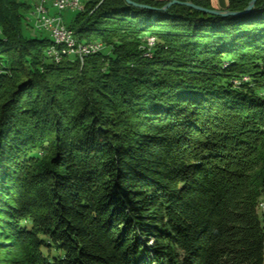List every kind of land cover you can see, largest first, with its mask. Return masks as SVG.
I'll return each instance as SVG.
<instances>
[{"label": "trees", "instance_id": "obj_1", "mask_svg": "<svg viewBox=\"0 0 264 264\" xmlns=\"http://www.w3.org/2000/svg\"><path fill=\"white\" fill-rule=\"evenodd\" d=\"M23 7L0 0V264H264V0H86L83 62Z\"/></svg>", "mask_w": 264, "mask_h": 264}, {"label": "built area", "instance_id": "obj_2", "mask_svg": "<svg viewBox=\"0 0 264 264\" xmlns=\"http://www.w3.org/2000/svg\"><path fill=\"white\" fill-rule=\"evenodd\" d=\"M54 12H51L52 10ZM66 9H84L83 0H37L32 8V15L35 18L33 26L38 30L47 31L49 36L69 37L70 46L65 49H48L47 56L60 62L65 56H78L82 59V52L86 49H96V53L104 48V44L99 41L83 43L79 42L77 36H71V30L64 23L61 12ZM1 33V30H0ZM153 44V38L147 42L150 47ZM264 213V209H262Z\"/></svg>", "mask_w": 264, "mask_h": 264}, {"label": "rangeland", "instance_id": "obj_3", "mask_svg": "<svg viewBox=\"0 0 264 264\" xmlns=\"http://www.w3.org/2000/svg\"><path fill=\"white\" fill-rule=\"evenodd\" d=\"M26 1L30 7L29 8H21V14L23 16V23H22V33L23 36L26 38H43V37H50L49 33L47 31H42V30H38L37 28H35L33 26V23L35 21L34 16L32 15V8L34 6V4L37 2V0H24ZM86 1V0H83ZM55 10L53 9L51 12H54ZM78 9H66L64 11L61 12V16L64 20V23L70 27L73 23H74V19L78 13ZM75 32V31H74ZM76 36V35H75ZM150 38H153V44L150 47L149 45H147V47H149L150 49L155 45V38L154 37H147L144 38V42H148L150 41ZM147 44V43H146ZM105 48V46H104ZM104 48L102 50H104ZM149 48L146 49L145 53L149 56L150 53L149 52ZM101 50V51H102ZM100 52V51H99ZM84 60V59H83ZM83 60L81 59V61L83 62ZM262 97H264V92H261ZM264 201V200H262Z\"/></svg>", "mask_w": 264, "mask_h": 264}, {"label": "water", "instance_id": "obj_4", "mask_svg": "<svg viewBox=\"0 0 264 264\" xmlns=\"http://www.w3.org/2000/svg\"><path fill=\"white\" fill-rule=\"evenodd\" d=\"M126 2L134 7L161 10V11H166L168 8H170L173 5H184L203 13L211 14L214 16L228 17V16H238L249 13L255 7L257 0H249L246 7H244L242 10H229L228 8H216L214 6L213 8H206L192 1H184V0H169L166 4H164L162 7L159 8L148 4L137 3L132 0H126Z\"/></svg>", "mask_w": 264, "mask_h": 264}, {"label": "bare ground", "instance_id": "obj_5", "mask_svg": "<svg viewBox=\"0 0 264 264\" xmlns=\"http://www.w3.org/2000/svg\"><path fill=\"white\" fill-rule=\"evenodd\" d=\"M71 30V36H75V32L73 29L69 28ZM53 40V45L49 49H65L67 46H70V39L69 37H54L51 36ZM96 53V49H86L82 52V55H91ZM260 209H264V201L260 202Z\"/></svg>", "mask_w": 264, "mask_h": 264}, {"label": "crops", "instance_id": "obj_6", "mask_svg": "<svg viewBox=\"0 0 264 264\" xmlns=\"http://www.w3.org/2000/svg\"><path fill=\"white\" fill-rule=\"evenodd\" d=\"M212 5L216 8H225L230 0H210Z\"/></svg>", "mask_w": 264, "mask_h": 264}]
</instances>
